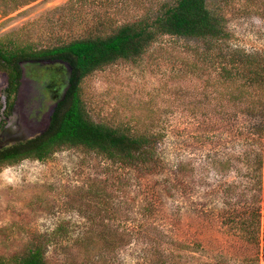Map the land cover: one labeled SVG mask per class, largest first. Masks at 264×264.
<instances>
[{
	"label": "rangeland",
	"instance_id": "1",
	"mask_svg": "<svg viewBox=\"0 0 264 264\" xmlns=\"http://www.w3.org/2000/svg\"><path fill=\"white\" fill-rule=\"evenodd\" d=\"M69 1L0 0V45L49 46L97 22L136 18L154 0H80L76 12ZM219 3L232 46L264 50L261 2L211 1ZM195 45L165 35L137 61L83 80L95 121L160 136L147 168L81 147L0 166V264H20L37 246L45 264H264L263 243L234 224L257 206L264 212V135ZM21 65L13 106L0 67V149L48 128L72 73L57 60Z\"/></svg>",
	"mask_w": 264,
	"mask_h": 264
},
{
	"label": "trees",
	"instance_id": "2",
	"mask_svg": "<svg viewBox=\"0 0 264 264\" xmlns=\"http://www.w3.org/2000/svg\"><path fill=\"white\" fill-rule=\"evenodd\" d=\"M78 1L70 0L64 7L76 12L74 4ZM211 1L154 0L136 18L113 24L97 22L86 26L81 34L49 46L0 45V67L8 73L6 92L10 106L15 104L21 85L23 61L57 60L68 63L72 69L69 85L52 110L48 128L0 149V166L27 158L42 161L60 150L74 147L96 152L125 168L151 165L158 158L156 145L160 136L154 132L135 134L127 126L95 121L84 98L82 83L105 66L137 61L165 35L202 43L200 48L192 47L197 58L203 57L204 63L209 62V67L218 71L219 83L228 85L234 107L259 120L251 130L264 135V50L248 52L232 46L228 41L230 33L224 8L221 3L211 4ZM257 1L263 6L264 16V0ZM234 224L249 242L263 243L264 258L262 207L249 210L246 217ZM20 264H45L43 247L32 249Z\"/></svg>",
	"mask_w": 264,
	"mask_h": 264
},
{
	"label": "water",
	"instance_id": "3",
	"mask_svg": "<svg viewBox=\"0 0 264 264\" xmlns=\"http://www.w3.org/2000/svg\"><path fill=\"white\" fill-rule=\"evenodd\" d=\"M57 104V103H56Z\"/></svg>",
	"mask_w": 264,
	"mask_h": 264
}]
</instances>
